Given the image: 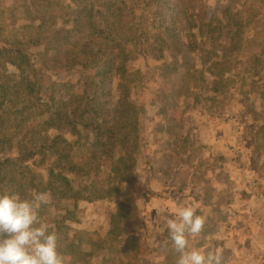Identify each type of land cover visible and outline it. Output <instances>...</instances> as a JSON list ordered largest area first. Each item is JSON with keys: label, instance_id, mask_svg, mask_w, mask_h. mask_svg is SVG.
Returning <instances> with one entry per match:
<instances>
[{"label": "rangeland", "instance_id": "obj_1", "mask_svg": "<svg viewBox=\"0 0 264 264\" xmlns=\"http://www.w3.org/2000/svg\"><path fill=\"white\" fill-rule=\"evenodd\" d=\"M200 1L205 36L225 33L228 23L240 28L237 42L219 51L218 72L211 65L215 58L202 64L189 52L170 57L169 63L180 69L169 71L168 79L160 77L161 64L152 59L126 65L129 46H124L114 79L121 90L117 109L103 124L123 125L130 135L136 131L127 146L133 154L117 149L113 155L123 159L109 179L101 174L88 184L75 182L43 206L41 222L59 235L65 264H177L179 254L160 226L166 218H177L183 206H192L206 220L200 236L189 238V251L218 250L222 264H264V0ZM69 7L72 0H0V103L10 111L0 138L13 146L6 144L0 156L15 157L26 144L38 145L27 131L31 118L26 106L38 59L24 50L36 36L63 26L70 19ZM34 20L44 26L30 31ZM226 36L221 43L230 39ZM41 47H32L29 55ZM35 68L41 90L35 87L32 94L44 104L58 105L67 96L58 92L64 83H73L81 93L80 77L88 74ZM219 71L223 78L216 75ZM128 88L142 106L141 113L135 105L138 110L130 111L134 125L128 107L118 102ZM20 139L26 140L18 148ZM91 151L77 150L72 163L85 168L80 158ZM107 151L94 150L101 159ZM6 172L0 171L3 191H18L17 180L24 176ZM119 178H125L123 187Z\"/></svg>", "mask_w": 264, "mask_h": 264}, {"label": "trees", "instance_id": "obj_2", "mask_svg": "<svg viewBox=\"0 0 264 264\" xmlns=\"http://www.w3.org/2000/svg\"><path fill=\"white\" fill-rule=\"evenodd\" d=\"M69 10L70 19L64 20L63 26L54 31H45L43 37L36 36L27 43L24 50H27V56L38 59L36 66L32 64L34 76L26 95V106L31 118L27 131L32 136L31 140H37L35 143L38 145L26 144L21 155L15 157L0 156V171L7 169L6 173H11V177L15 174L24 176L17 180V187L20 186V189L12 192L21 199L32 198L35 195L32 194L33 190L35 193L48 192L51 199H58L61 189L71 190L75 182L84 181L88 184L101 174L109 179L113 168L123 159L115 157L116 153L113 155L117 149H125L127 156H132L133 152L127 146L130 136L137 138L136 131L130 135L123 125L103 124L117 109L116 94L121 90L114 79L117 77V64L125 45L129 46L126 65L128 61L138 58L152 59L161 64V72L158 70L157 75L162 73L160 77L168 79L169 71L180 69V66L174 68L176 63L171 65L168 60L182 52L192 53L195 61L202 64L215 58L211 65L218 72L217 68L221 66V59L217 60L219 51L236 43L234 36L241 32L239 27L226 23L225 33H219L217 37L212 34L205 36V16L203 2L200 0H108L107 3L103 0H72ZM43 26V22L36 20L28 25L30 31H37ZM226 35L230 39L221 43L220 39H226ZM41 45L40 51L29 55V49ZM43 65L51 69L73 68L88 72L80 77L81 93L75 92L73 83H64L59 86L58 92L67 96L58 105L40 102L37 94L32 92L35 87L41 90L38 77H35L39 69L35 67ZM216 75L223 78L225 74L220 72ZM216 80H213L215 87L218 82ZM129 93L128 88L119 96L118 102L122 101L128 107V112L137 111L139 107L138 113H141L142 106L136 105ZM134 105L138 107L135 108ZM4 108L0 103L2 128L8 123L7 115L10 114ZM12 108L16 109L17 106ZM129 116L134 125L131 112ZM25 140L20 139L16 146ZM6 144L13 147L10 141L0 138V153L6 152ZM21 147L23 145L18 146ZM97 147L108 148V154L103 159L98 158L94 152ZM86 149L92 151L89 157L84 155L80 158V161L86 162L85 168L72 163L77 150L85 152ZM89 162H94L95 165L92 167ZM114 175L118 176L116 173ZM124 179L118 180L122 187L126 184L125 181L122 183ZM3 187L0 181L1 191ZM43 208L42 206L40 216Z\"/></svg>", "mask_w": 264, "mask_h": 264}, {"label": "clouds", "instance_id": "obj_3", "mask_svg": "<svg viewBox=\"0 0 264 264\" xmlns=\"http://www.w3.org/2000/svg\"><path fill=\"white\" fill-rule=\"evenodd\" d=\"M50 200L48 192L21 199L18 194L0 191V264H65L58 251L59 235L40 219L42 206ZM176 217L166 218L160 228L167 230L179 254L177 264H222V252L218 250H188L189 238L200 236L205 218L192 206L179 207Z\"/></svg>", "mask_w": 264, "mask_h": 264}]
</instances>
